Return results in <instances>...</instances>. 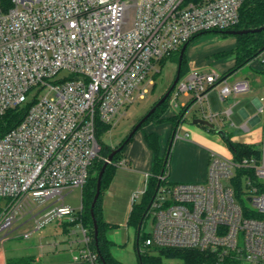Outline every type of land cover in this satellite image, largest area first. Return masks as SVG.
<instances>
[{"label": "built area", "instance_id": "obj_1", "mask_svg": "<svg viewBox=\"0 0 264 264\" xmlns=\"http://www.w3.org/2000/svg\"><path fill=\"white\" fill-rule=\"evenodd\" d=\"M245 1L0 0V115L25 109L0 138V234L21 222L37 232L61 219L82 234L70 243L78 250L71 262L102 264L83 204L66 205L64 192L83 191L102 158L101 131L145 99L161 61L196 37L233 30ZM258 59L264 63V51ZM214 89L225 102L249 92L250 83L193 70L175 88L176 96L192 93L212 124L219 114L204 104ZM257 109L264 121V96ZM258 149V157L239 161L212 153L204 182L160 177L143 251L199 249L264 264V124Z\"/></svg>", "mask_w": 264, "mask_h": 264}, {"label": "rangeland", "instance_id": "obj_2", "mask_svg": "<svg viewBox=\"0 0 264 264\" xmlns=\"http://www.w3.org/2000/svg\"><path fill=\"white\" fill-rule=\"evenodd\" d=\"M231 38V36L226 37L219 33L212 32L203 34L192 41L186 55L189 71H192V65L194 63V65L196 66L195 70L203 74H208L211 72L219 73L221 75L228 74L235 65L233 66V68L225 71V74H222L223 70L227 68L232 61L230 59L225 60L226 57H229L231 55L224 56V54H228L236 48L234 46L228 45L230 44V40H233L232 42H238L236 37V39ZM258 60L260 61L259 63L264 66V63H262L260 59ZM178 61L179 59L176 60L175 58L165 60L162 66H160L159 72L155 75L152 89L150 88L149 93L146 95L145 99L136 100L127 109L125 117L120 119L109 132H105L104 130L101 131L100 141L104 147L113 150L117 148L130 134L133 127L137 124V121L143 115H145L147 111L150 110L151 106L169 90L177 75ZM191 61L194 62L191 63ZM66 76L67 73L62 72L59 75L58 79H63ZM246 76L250 79H253V72L249 65L244 66L238 72L229 76L228 82L232 83ZM262 80V85H264V76H262ZM262 85L259 88L260 92L254 93V95H256L258 99L264 96ZM239 98L240 97H238L237 99ZM208 99L210 102L211 112L215 114L218 113V111H223V109L228 106L231 107V105H233L234 103L233 97H230L225 102L221 101V99L219 98L218 89L210 91L208 94ZM29 101H32V98H30ZM192 101V93H181L176 96V90H174L168 100L166 113L171 108V113L176 114L180 111L183 105H186L187 103ZM204 108H206L208 111L210 110L207 103L204 104ZM242 109L247 110L248 114L250 116H253L254 112L252 111L255 110L256 107L252 102V97H250L249 100L241 101L237 106H235L234 114L230 119L224 117V120H227L226 123H228L224 130L230 135L231 138L232 135L238 134L241 135V137H248V141L250 142V144H244L253 146L254 150L259 151L258 147L261 140V129L264 124L262 115H259L261 121L257 125L252 126V132L247 134L244 133L242 129H240L241 125L248 120H246L245 117L239 115V111ZM181 112L182 111L176 114V116L178 117ZM187 115L190 120L193 116L201 117V105L195 102L193 105L191 104ZM217 119L219 120L220 118L218 117ZM152 121L156 123L157 121H159V119L157 120V118H155ZM175 121L176 120H174L173 122L175 123ZM231 122L234 123V126H231ZM163 126H167V124H164ZM184 135V132L181 131L180 137L184 138ZM171 142L172 137L168 141L169 146ZM229 149L230 148L228 146V153L226 154H221L217 151L214 152L223 157L231 158L232 152L231 150L229 151ZM172 153L173 146L171 145L169 153L170 158L172 157ZM258 155L252 154L250 157H258ZM102 158L95 161V169L92 172L93 179L91 181L98 178V175L101 171H98V164L99 161L102 160ZM174 158L175 157L173 156V161ZM122 160H124L123 157ZM114 165V168H116L118 171L125 170V167H120L117 163H115ZM126 169L132 170L133 166L131 168L127 167ZM146 178L147 176L143 175L140 181L134 183V187L131 190L132 192L130 196L128 194L129 192H124L122 183L120 181H118L113 189H111L108 186L110 182L109 178L107 179L106 185L102 189L101 193V208L104 220L107 221L110 225H113L115 228L114 230L109 232L108 236H110V234H117L115 235V238L117 239V245L114 247V254L125 264L139 263L137 250L135 248L136 233L135 229L128 225V217L132 209L133 202L137 204L143 198ZM82 193L83 191L81 190V188H75L72 191H65L64 203L72 207L74 210H78L83 204ZM34 229L35 225L33 224V222H28L23 225L21 222L16 224L9 233L0 234V253L4 252L6 260L8 258L33 256L35 258V264H70V262L73 260L74 255L78 252L77 245L73 244L72 246H70V243L78 242L82 238L81 232L76 227L67 226L63 224V220L59 219L52 221L50 224L37 232H33ZM27 232H33L29 239L24 238L23 236ZM151 232V218L147 216L142 226V235L147 236ZM55 244L56 247L54 246ZM142 248L145 249L144 246ZM150 251L152 253L155 252L153 249H151ZM166 261L176 262V260L173 259H166Z\"/></svg>", "mask_w": 264, "mask_h": 264}, {"label": "trees", "instance_id": "obj_3", "mask_svg": "<svg viewBox=\"0 0 264 264\" xmlns=\"http://www.w3.org/2000/svg\"><path fill=\"white\" fill-rule=\"evenodd\" d=\"M263 26H264V0H246L240 11V22L234 27L233 30L255 29V28H260ZM215 33H219L226 37L229 36V35H224L221 32H215ZM235 37L238 40L236 48L232 50L231 52H229L228 54H224V56H227V55L235 56L236 64L234 68L228 74L223 75L224 77H227L228 75H231V74H235L240 69H242L244 66L248 65L250 62L257 59L264 49V32L256 33V34L250 33V34L235 36ZM197 38L198 37H196L195 39ZM190 44L191 42L188 43V46ZM179 56H180V50L172 54L171 56L164 58L161 61L160 66H162L165 60L172 59V58H175L176 60H178ZM189 73L190 71L187 66V56L185 53L182 68H181V79L186 77ZM169 98L155 111V113L142 125V127L138 131L142 130L146 125L153 122L152 120L155 118H157V120L159 119V121H157L156 123H163L167 120H172V121L176 120L175 124H178L182 121V119L184 118L185 112L187 111V109H189L188 107H190L192 102H189L187 106L182 109V112L178 117L176 116L172 118H163V115L166 113V107L168 106ZM158 101H156L151 106V108ZM24 114H25V109H11V110H8L6 113L0 115V138L3 137L5 134H7L12 129H14L21 122V120L24 117ZM202 127L204 129H207L210 132H214V130L208 127H205V126H202ZM109 129L110 127H106L104 128V131H108ZM134 136L124 145L123 149L115 156L113 163H117L122 159L126 147L133 140ZM127 138L128 136L124 139V141L117 148L123 145ZM146 141L149 147L155 153V163H154L152 175L148 179L146 190L143 194V198L137 204L133 202L132 209L128 217V225L135 228L136 231L138 230L141 224L143 226V223L148 215V206L151 204L154 196L156 195L158 186L164 183V181H162L160 177H164L167 179V175L169 173V166H168L169 156H168L167 162H165L166 156L160 158V144H159L158 135L147 134ZM231 147H232L231 150L233 152V157L237 161L242 160L244 157H250L252 154L258 155L259 153V151L253 149V146H249L244 143L241 144L238 142H232ZM112 151L113 149L106 148L102 145L101 156L105 159L109 156V154ZM104 163H105L104 160L99 161L98 171L102 169ZM113 163L108 165L104 173V176L102 179V189L106 185L107 179L109 178L110 180L111 178V175L113 173V168H114ZM94 169H95V165L92 168L91 177L87 185L84 187L83 193H82L83 195L82 196V200H83L82 221H83L84 226L88 229V231L90 232V235L93 238V247L98 252L101 263L102 264H124L118 259H116L114 255L112 254L111 247L113 246V243L107 238V235H106V232L108 231L109 227L103 217V212L101 208V195L94 209L95 217H96L98 227H99L98 247L96 246L95 235H94V223H93V219L91 216V206H92V202H93V199L96 193L97 180H98V178H96L95 180L91 181L93 179L92 172ZM102 189H101V193H102ZM147 236L142 235V228H141L140 235L138 237L139 238L138 245H139L140 252H141L142 264H243V262L237 258L227 257L222 260L216 254L210 251H201L199 249L150 247L146 249L145 251H143L142 247L144 246L145 239L147 238ZM151 249H153L155 252L152 253L150 251ZM166 259H173V260H176V262H168L166 261ZM6 264H35V258L33 256L8 258L6 260ZM70 264H75V263L70 262ZM138 264H140V262Z\"/></svg>", "mask_w": 264, "mask_h": 264}, {"label": "crops", "instance_id": "obj_4", "mask_svg": "<svg viewBox=\"0 0 264 264\" xmlns=\"http://www.w3.org/2000/svg\"><path fill=\"white\" fill-rule=\"evenodd\" d=\"M231 37H232L231 39H236L235 36H231ZM232 41L233 40H230L229 42L230 44L228 45L236 47L237 43L235 41L234 42ZM188 48H187V51H188ZM186 55H187V52H186ZM229 59L232 61L230 65L223 70L222 74H225L224 73L225 71L233 68V66L236 64V59L233 55L225 58V60H229ZM192 62L194 61H191V63ZM259 62L260 61L257 58L248 64L252 69L253 79H250L247 76L244 77V79L249 80L250 90L246 94L241 95L239 99L237 98L233 99L234 103L233 105H231L230 115L229 116L226 115V112L229 110L230 106L223 109V111H218V113H216V114H219V118H220L219 120L217 119L214 124L217 129L224 130L226 125H228V123H226L227 120H224V117H227L228 119H230L232 115L234 114V107L237 106L241 101L249 100L250 97H252V102L254 106L256 107V109L252 111L254 112L253 116H250L247 110L245 109H242L239 111L240 116L245 117L246 120L248 119L244 124L241 125L240 129H242L244 133L249 134L252 132L251 127L257 125L261 121V118L258 114V109H257L259 99L256 97V95H254V93L260 92L259 88L263 84L262 76H264V66H262ZM192 67H193L192 71L195 70L196 66L194 65V63ZM262 86H263L262 88L264 91V85ZM187 104L183 105L181 109L185 108ZM191 104L193 105L194 101H192ZM208 107L210 108V111H211L209 99H208ZM170 109L169 111H167V113L163 115V118H172L176 116V114H178L180 111H182L180 109V111L175 114V113H171ZM188 110L185 112V115L182 121L178 124H175L172 120H167L163 123L152 122L146 125L142 130L138 131L136 135L134 136L133 140L126 147L125 152L123 154V158L127 162V166L125 167V170L118 171L116 168H113V173L111 175L108 186L111 189H113L116 183L120 181L122 183L124 192L126 193L129 192L128 194L130 196L132 192L131 190L134 187L133 186L134 183L137 181H140L143 175L147 176L146 182H145V184L147 185L148 179L152 175V171H153L154 163H155V153L149 147L146 141L147 134L158 135L159 144H160V158L166 156L168 148H169L168 141L170 140L171 137L173 138V142H172L173 153H172L171 158L169 156L170 165L168 164L169 173L167 175V180L170 183L204 182L208 176V169H209L211 154L215 153L214 151H217L221 154H226L228 153L229 145L215 131L210 132L207 129H204L202 125L193 124L192 120L203 119V117L193 116L192 119L190 120L187 115ZM164 124H167V126H163ZM231 126H234L233 122H231ZM181 131L184 132L185 134L184 138L180 137ZM174 132H175V135H174ZM261 136H262V132H261ZM231 141L250 144V142L248 141V137H241V135L239 134L232 135ZM230 150L231 148L229 149V151ZM173 156L175 157L174 161L172 160ZM232 157H233V152H232ZM132 166H133L132 170L126 169L127 167L131 168ZM113 167H115V165ZM105 222L108 224V227H109L108 231L106 232L107 238L113 243V246L111 247L112 254L114 255L116 259H118L115 256L114 251H113L114 247L117 245V239L115 238V235L117 234H114V235L110 234V236H108L109 232L114 230L115 228L113 225H110L107 221ZM135 233H136L135 248L137 250V231L136 229H135ZM0 264H6V256L4 252L0 253Z\"/></svg>", "mask_w": 264, "mask_h": 264}, {"label": "water", "instance_id": "obj_5", "mask_svg": "<svg viewBox=\"0 0 264 264\" xmlns=\"http://www.w3.org/2000/svg\"><path fill=\"white\" fill-rule=\"evenodd\" d=\"M264 32V26L260 27V28H255V29H244V30H228V31H224L221 32L224 35H229V36H241V35H246V34H256V33H261ZM188 48V44L183 45V47L180 50V56H179V62H178V68H177V75L176 78L173 82V84L171 85V87L169 88V90L164 94V96L137 122V124L134 126V128L131 130L130 134L128 135V138L126 139L125 143L123 145H121L119 148L114 149L109 156L107 157V159L105 160V163L98 175V180H97V188H96V193L92 202V206H91V216L93 219V223H94V235H95V242H96V246L98 247V235H99V227H98V223L95 217V213H94V209L96 206V203L101 195V189H102V179L104 176V173L108 167L109 164L113 163V160L115 158V156L123 149L124 145L135 135V133L142 127V125L155 113V111L172 95L173 91L175 90L180 78H181V68H182V64H183V59L185 56V53L187 51ZM264 51V49H263ZM232 75V74H231ZM231 75H228L227 78ZM189 108V107H188ZM188 110V109H187ZM193 124H198V125H202V126H206L212 130H214L218 135H220L231 147V138L230 135L223 129H217L216 126L212 123H210L207 120L204 119H194L192 120ZM175 135V132H174ZM172 142H173V138H172ZM172 142L168 148L167 154H166V158H165V162H167L168 160V156L170 153V148L172 145ZM159 187V186H158ZM151 207V204L148 206V211ZM142 228V224L139 226L138 230H137V254H138V259L140 264H142L141 262V252H140V248L138 245V237L140 235V231Z\"/></svg>", "mask_w": 264, "mask_h": 264}, {"label": "flooded vegetation", "instance_id": "obj_6", "mask_svg": "<svg viewBox=\"0 0 264 264\" xmlns=\"http://www.w3.org/2000/svg\"><path fill=\"white\" fill-rule=\"evenodd\" d=\"M181 79V78H180Z\"/></svg>", "mask_w": 264, "mask_h": 264}]
</instances>
